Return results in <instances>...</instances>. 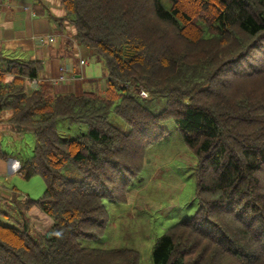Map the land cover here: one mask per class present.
Returning a JSON list of instances; mask_svg holds the SVG:
<instances>
[{
    "label": "trees",
    "instance_id": "trees-1",
    "mask_svg": "<svg viewBox=\"0 0 264 264\" xmlns=\"http://www.w3.org/2000/svg\"><path fill=\"white\" fill-rule=\"evenodd\" d=\"M60 1L54 24L101 58L106 86L48 93L31 84L42 61L0 50V158L1 131L32 133L21 175L46 182L38 200L0 196V264H141L82 242L104 235L107 203H128L149 150L174 139L197 157L198 208L158 238L153 263L264 264V0Z\"/></svg>",
    "mask_w": 264,
    "mask_h": 264
},
{
    "label": "rangeland",
    "instance_id": "rangeland-1",
    "mask_svg": "<svg viewBox=\"0 0 264 264\" xmlns=\"http://www.w3.org/2000/svg\"><path fill=\"white\" fill-rule=\"evenodd\" d=\"M91 56L85 54L83 59L91 60L88 64L91 68L99 66L97 73L101 76H97L98 81H105L104 62L93 53ZM170 127H176L175 123H171ZM81 128L86 130L85 126ZM175 140L167 146H160L149 152L144 179L132 192L128 203H107L109 224L104 235L99 240H84L83 245L93 248L137 250L141 253V264H154L153 249L158 238L169 227L192 216L198 208L194 174L197 157L185 144L178 147L174 143ZM34 144V135L25 133L19 141L12 140L9 143L7 138H3L1 146L5 153L21 161L33 154ZM176 176L181 180L180 183L177 182ZM3 186L11 192L10 195L16 188L25 197L23 200H26V197L38 200L45 192L46 182L40 175L30 179L18 173L7 178L0 176V196L9 198L4 195L6 193ZM29 216L36 233H45L51 227L52 220L41 210L33 208Z\"/></svg>",
    "mask_w": 264,
    "mask_h": 264
},
{
    "label": "crops",
    "instance_id": "crops-1",
    "mask_svg": "<svg viewBox=\"0 0 264 264\" xmlns=\"http://www.w3.org/2000/svg\"><path fill=\"white\" fill-rule=\"evenodd\" d=\"M64 17L60 0H0V50L9 58L42 61L44 69L38 82L48 93L81 95L91 89H105L106 79L98 81L97 76H101L97 73L99 66L89 67L91 60H84L83 56L91 54L72 38L75 28L70 26L68 32L63 33L52 20ZM2 116L8 119L11 113ZM3 138L10 143L19 141L22 134L3 130ZM154 148L157 147L151 150ZM16 173L21 175V161L17 157L0 158V176L7 178ZM176 180L181 182L177 176ZM3 189L4 195L10 197L11 192L5 186Z\"/></svg>",
    "mask_w": 264,
    "mask_h": 264
},
{
    "label": "built area",
    "instance_id": "built-area-1",
    "mask_svg": "<svg viewBox=\"0 0 264 264\" xmlns=\"http://www.w3.org/2000/svg\"><path fill=\"white\" fill-rule=\"evenodd\" d=\"M37 83H38V82H37V80H32V81H31V84H32V86H33L34 84H36V85H37ZM33 87H34V86H33ZM141 93H142L143 95H145V93H144V92H141Z\"/></svg>",
    "mask_w": 264,
    "mask_h": 264
}]
</instances>
